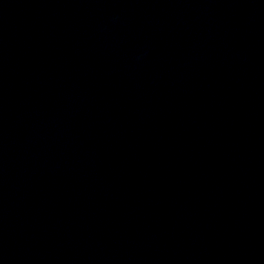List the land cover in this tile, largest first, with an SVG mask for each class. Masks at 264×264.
<instances>
[{
	"label": "water",
	"instance_id": "1",
	"mask_svg": "<svg viewBox=\"0 0 264 264\" xmlns=\"http://www.w3.org/2000/svg\"><path fill=\"white\" fill-rule=\"evenodd\" d=\"M0 264H264V0H0Z\"/></svg>",
	"mask_w": 264,
	"mask_h": 264
}]
</instances>
